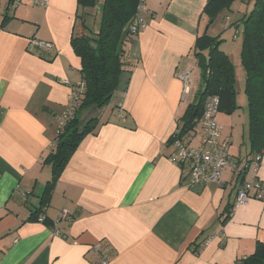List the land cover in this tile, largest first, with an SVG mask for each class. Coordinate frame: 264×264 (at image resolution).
I'll list each match as a JSON object with an SVG mask.
<instances>
[{
	"label": "crops",
	"instance_id": "crops-1",
	"mask_svg": "<svg viewBox=\"0 0 264 264\" xmlns=\"http://www.w3.org/2000/svg\"><path fill=\"white\" fill-rule=\"evenodd\" d=\"M207 1L145 0L147 26L128 44L131 65L120 77L118 106L100 115L97 132L71 157L46 222L27 219L52 177L43 160L59 118L82 82L71 39L86 29L78 26L77 0L0 7V264H97L100 241L110 249V264H236L264 242V200L238 204L230 171L223 173L224 186H189L184 169L169 159L176 150L170 139L200 85L193 51L206 29ZM34 37L55 47L29 51ZM241 37L224 49L238 59ZM237 111L220 112L218 120L230 154L245 159L248 120L240 139ZM189 143H201L199 131ZM249 175L264 182V152L258 172ZM65 209L70 217L58 222Z\"/></svg>",
	"mask_w": 264,
	"mask_h": 264
},
{
	"label": "trees",
	"instance_id": "trees-1",
	"mask_svg": "<svg viewBox=\"0 0 264 264\" xmlns=\"http://www.w3.org/2000/svg\"><path fill=\"white\" fill-rule=\"evenodd\" d=\"M236 1L208 0L203 9V17L207 19L206 29L197 36L193 51L201 71L200 85L195 92L194 100L187 106L181 118L179 133L172 136L170 143L180 137L189 144V139L201 130L207 97L219 98L218 115L220 112L232 115L241 107L238 103V77L234 61L231 55L220 47L224 40L221 34L215 36L208 31L223 13L233 10ZM241 1L252 3V8L246 11L241 19L232 23L239 27L242 20L244 25L240 60L246 78L244 93L248 98L249 154L245 159L234 156L239 160L240 166L237 174H233L237 192L245 181H249L247 174L252 172L249 166L251 159L264 152V0ZM139 2L140 0H103L99 6V0H77V17L86 30L74 34L71 44L81 59L80 72L83 87L74 86L78 101L73 103L74 106L67 116L64 117L63 114L60 116L62 123L59 124L54 145L43 160L44 164L51 167L52 177L39 195V205L31 209L32 213L27 221L46 222V209L50 205L57 181L84 138L97 132L100 115L86 119V116L82 117L81 114L88 110H103L107 107L117 92L122 73L129 69L131 60L127 56L128 44L133 39L129 25L138 13ZM7 4L6 8H11L12 0H7ZM98 6L101 19L97 30H94L93 25L89 26L88 20L94 15V9ZM4 16L8 17L7 12ZM235 38H237L236 34ZM226 143L230 149L229 143ZM180 166L184 169L183 181L186 183L188 181L189 186H192L190 166L188 164ZM226 209L230 210V207L227 206ZM63 212L57 219L58 222L70 217V214L63 217ZM228 218L229 214L222 223H225ZM98 243L100 247L98 249L94 247L100 253L97 264L104 255L110 256L111 261L109 247L103 246L101 241ZM195 244L200 246L197 241ZM236 264H264V242L258 241L255 250L248 256L239 258Z\"/></svg>",
	"mask_w": 264,
	"mask_h": 264
},
{
	"label": "built area",
	"instance_id": "built-area-1",
	"mask_svg": "<svg viewBox=\"0 0 264 264\" xmlns=\"http://www.w3.org/2000/svg\"><path fill=\"white\" fill-rule=\"evenodd\" d=\"M31 4L35 6L46 7L48 0H12V7L19 6L21 4ZM145 11V0H140L138 5V13L135 15L129 25L131 36H135L140 30L147 26L143 12ZM55 47L53 41L31 38L28 43V50H51ZM192 72L187 70L182 75L184 82V93L189 92L190 80ZM80 88L83 87V83H80ZM72 88L70 94L69 103L62 116L72 110L73 103L78 101L76 92ZM220 100L217 96H209L205 100L203 117L201 120V130L199 135L201 136V143L199 145H193L186 143L184 138L177 137L173 144L176 148L175 152L169 156L170 161L175 164L182 165L188 164L190 166V183L191 185H205L210 182H216L220 186L225 185L223 179V173L230 171L232 174H237L240 169L239 160L230 154L229 146L222 140V124L218 120ZM60 124L62 119L59 118ZM179 130H177V133ZM262 160V153L257 154L251 159L249 164L252 172L256 174L260 167ZM251 198L264 199V182L258 178L251 181H245L244 185L240 187L237 192V203L241 204L247 202ZM69 214V210L65 209L63 217ZM96 249L100 247L99 243L94 245ZM98 264H110V256L104 255Z\"/></svg>",
	"mask_w": 264,
	"mask_h": 264
},
{
	"label": "rangeland",
	"instance_id": "rangeland-1",
	"mask_svg": "<svg viewBox=\"0 0 264 264\" xmlns=\"http://www.w3.org/2000/svg\"><path fill=\"white\" fill-rule=\"evenodd\" d=\"M6 1L7 0H0V7L4 8ZM99 1H100V3L98 5L101 6V3L103 2V0H99ZM99 6L94 9V15L90 16V18L88 20L89 26L94 25L95 21H97V28H98L99 23H100V19H101V13H100V7ZM251 8H252V3L250 4L247 2H243L241 0H237L235 2V4L233 5V10L232 11L227 10L225 13H223L217 19V21L211 26V28L208 30L211 35L217 36V35L221 34V37L224 38V40L222 41V43L220 45L221 49L227 48L228 45H231L232 42L236 41V39H234L235 34L237 35V37L243 36V30H244V25L242 23L243 21L240 20V26L239 27L233 26L232 22L241 19V17L244 15V13L246 11L248 12ZM11 10H12V8H11ZM227 13L229 14L228 18H226ZM78 26L80 29L82 28L80 21H78ZM241 39H242V37H241ZM231 57H232V60L234 61V64L237 68V77H238L237 78V87H238V90H240L239 86H241V84L243 83L242 73L244 72V70L241 72L242 64H241L240 58L238 59V57L234 54H231ZM243 75L245 78V74H243ZM245 81H246V78H245ZM243 98H245V100ZM238 99H239V104L241 106L237 111V114H240V123H239L238 129H239V135H240V139H241L242 130L244 127L243 121L248 120V98H247L246 93H243V91L240 90V94H238ZM117 102H118V98H117V94H115L114 97L112 98L111 103L107 107H105L103 110H98V109L88 110V111H85V113H83V115L81 114V116L82 117L86 116V119H88L90 117H95L97 115H101L106 110H108V108H110V110H111V108L112 109L116 108L118 106ZM223 113L224 112H221V114H223ZM236 141H238V135L237 134H236ZM236 141H235V144L239 143ZM243 149H244V147H243ZM234 150H236L235 145H233V147H232V151H234ZM247 177L252 178L249 174H247Z\"/></svg>",
	"mask_w": 264,
	"mask_h": 264
}]
</instances>
